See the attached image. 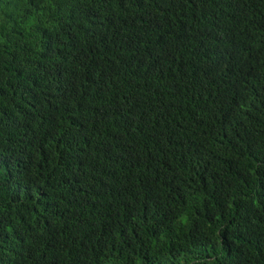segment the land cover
<instances>
[{"label": "trees", "instance_id": "1", "mask_svg": "<svg viewBox=\"0 0 264 264\" xmlns=\"http://www.w3.org/2000/svg\"><path fill=\"white\" fill-rule=\"evenodd\" d=\"M0 264H264V0H0Z\"/></svg>", "mask_w": 264, "mask_h": 264}]
</instances>
